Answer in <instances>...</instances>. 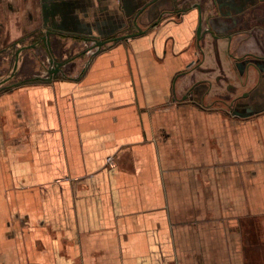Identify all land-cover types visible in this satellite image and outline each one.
Listing matches in <instances>:
<instances>
[{
	"label": "crops",
	"instance_id": "crops-1",
	"mask_svg": "<svg viewBox=\"0 0 264 264\" xmlns=\"http://www.w3.org/2000/svg\"><path fill=\"white\" fill-rule=\"evenodd\" d=\"M46 1L64 32H127L126 14L109 0H88L84 12L75 0ZM154 17L145 14L142 26ZM196 17L168 18L96 53L64 38L79 46L66 62L78 58L71 71L45 74L36 59L24 60L20 79L30 81L0 95V191L14 232L0 264H251L242 220L259 215L264 229V209H256L264 197L242 198L238 168H218L223 213L209 216L208 168H193L190 147L178 166L177 129L162 133L171 103L203 79L182 93L183 83L210 60ZM254 122L264 131V118Z\"/></svg>",
	"mask_w": 264,
	"mask_h": 264
},
{
	"label": "rangeland",
	"instance_id": "rangeland-1",
	"mask_svg": "<svg viewBox=\"0 0 264 264\" xmlns=\"http://www.w3.org/2000/svg\"><path fill=\"white\" fill-rule=\"evenodd\" d=\"M11 32L14 38L20 34L17 29L11 30ZM69 40L67 38L65 42H70ZM65 42L63 39L59 40V43L55 42V48L59 49V51L57 50L59 60L69 58L79 49L78 45L74 46ZM77 42L74 43L77 44ZM83 42L84 45L80 49L92 46L91 42ZM205 44L209 46L210 60L205 64L206 66H201L187 78L182 85L181 92L187 91L190 85L200 79H210L213 83L212 89L204 97L206 85L199 83L189 92L188 99L182 100L180 94L179 99L175 103H171L170 108L166 110L165 120H169L171 124L163 127L164 131L162 133H169L170 130L175 132L177 129L174 140L177 147L176 163L178 166L188 164L186 163L187 160L180 155L184 149L190 147L193 168L196 169L202 165L208 168L210 185L214 183L213 186H210L209 216H222L223 206H218L216 201L220 194L217 189H214L218 180L224 183L222 180L224 175L218 173V168L224 169L232 166L238 168L239 174L237 175H239V179H237L240 182L242 198L250 192L257 193V201H259V197H264L260 196L264 192V131H257L260 127L253 125L256 123L254 120L264 118V82H260L253 69H250L247 75L244 61L235 62V60L230 59L225 44L221 47L219 53L214 49L211 42H205ZM33 55L34 52H30L29 56L34 58L35 55ZM29 56H26L25 59L27 60ZM13 58L12 51L0 58V77L9 72L7 68L12 65ZM43 58L45 64L50 63L51 55L43 54ZM77 59L66 64L64 66L65 70L71 71L72 65ZM236 65L242 69L240 74L236 73ZM43 71L47 74L46 70ZM20 78L19 75L13 80ZM230 85L232 86L230 87ZM244 90H250L248 97H242V91ZM233 98H236L235 102L240 111L236 115L229 112L228 106L223 102V99L232 100ZM161 119L164 120V115ZM4 120L5 116L0 114V124ZM184 129L190 130L191 135L189 132L185 134ZM175 141L172 139L170 144L169 137H167L166 146H173ZM234 149L235 156H230ZM5 161L7 162V159ZM108 161L113 164V157H109ZM198 170L197 180L200 177V170ZM225 176L227 175L225 174ZM228 182L229 179L226 178V183ZM0 193H2L0 195V260L3 261L8 260L9 247L14 244L12 239L14 232L7 204V190H1ZM256 209L263 210L264 207L257 206ZM262 215L264 216V214ZM252 217L248 216L242 220V228L246 233L247 241L249 240L253 244H249L251 264H264L262 217L259 215L256 218Z\"/></svg>",
	"mask_w": 264,
	"mask_h": 264
},
{
	"label": "flooded vegetation",
	"instance_id": "flooded-vegetation-1",
	"mask_svg": "<svg viewBox=\"0 0 264 264\" xmlns=\"http://www.w3.org/2000/svg\"><path fill=\"white\" fill-rule=\"evenodd\" d=\"M75 1L81 2V7H78L80 11H86L88 0ZM109 1L116 11L126 14L123 20L127 29L126 33L94 35L64 32L56 26L59 14L56 13L54 7L47 4L46 0H0V58L11 51L14 56L12 65L7 68L9 72L7 71L6 75L0 77V95L14 89L18 83L23 85L30 81L28 78L13 80L20 75L25 66L24 60L30 52H34V59L41 71L46 70L48 74L61 73L65 71L66 62L75 56L72 55L67 60H59L57 53L59 49L55 48L56 41L59 43L61 39L72 38L77 41L92 42V46H88L84 51L93 48L95 49L93 53H96L117 42H126L143 35L168 18L172 17L173 20L181 21L185 14L191 12L197 15L196 40L198 44L203 37L209 36L211 44L219 53V42L222 41L230 59L235 62L244 61L247 75L250 69H253L260 82H264V0ZM151 12H154L156 17L150 19L146 27H143L144 15ZM61 17L60 14L59 18ZM14 29L20 31L19 36L15 38L12 37L11 32ZM43 54L51 55L49 64L44 63ZM235 68L236 73L240 74L242 69L238 65ZM37 77V80H41V76ZM202 83L206 85L204 90V95H206L212 89L213 83L209 79H203ZM249 95L250 90L242 91V97ZM235 101L236 98L223 99L229 112L236 115L240 111Z\"/></svg>",
	"mask_w": 264,
	"mask_h": 264
},
{
	"label": "water",
	"instance_id": "water-1",
	"mask_svg": "<svg viewBox=\"0 0 264 264\" xmlns=\"http://www.w3.org/2000/svg\"><path fill=\"white\" fill-rule=\"evenodd\" d=\"M200 32V29L198 30V33Z\"/></svg>",
	"mask_w": 264,
	"mask_h": 264
}]
</instances>
